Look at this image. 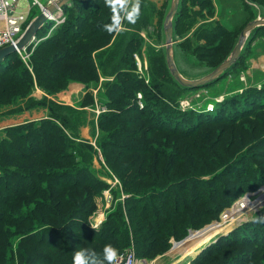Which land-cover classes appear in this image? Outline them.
<instances>
[{
	"label": "rangeland",
	"instance_id": "374dc122",
	"mask_svg": "<svg viewBox=\"0 0 264 264\" xmlns=\"http://www.w3.org/2000/svg\"><path fill=\"white\" fill-rule=\"evenodd\" d=\"M55 1L21 0L20 12L27 20L23 30L26 31L37 17L48 11L44 3L53 4ZM146 1L155 5L157 13L153 24L140 31L143 47L128 53L126 60L121 61L124 76H103L96 71L98 77L94 78L92 70H83L87 77L95 80L74 79L65 89L50 95L43 88L35 87L30 95L0 108V137L7 136V128L54 119L52 114L55 113L62 119H70V126L76 127L73 148L82 149L91 163L89 176L93 183L101 182L103 187L99 194L88 200L89 204L86 199L90 195L75 189L64 190L63 198L73 202L75 215L80 210L88 214L86 223L96 231L110 218L118 219L117 223H110L123 233L118 241L123 244L119 247L116 243L113 245L118 254L132 250L139 263L144 264H193L201 255L197 264H264V224L253 223L254 217L264 214V30L252 40L247 38L239 63L217 82L179 95L164 73V63H167L165 19L163 21L161 17L164 12L167 16L173 0ZM213 1L215 20L224 13L220 21L230 29L229 19L234 14L232 7L237 5L242 10V2ZM245 1L256 11L252 21L264 17L261 14L264 8L250 0ZM67 5L69 9L61 8L57 21H44L22 51V56L15 52L21 61L18 65L25 66L31 73L34 68L46 67L51 59L48 46L58 41L55 37L61 34L65 25L70 26L71 32H83L97 22L90 14L91 6L85 8L74 1ZM117 34L109 36L107 46L99 38L94 40L97 49L76 45L82 48L78 57H83L87 63L91 57L97 63V53L102 49L111 50ZM184 39L174 33L173 52L178 66L192 74L183 75L188 80L209 75L234 51L227 49L223 53L222 49H197L192 54L191 49L179 46ZM148 46L155 48L158 65L166 75L155 83L150 77ZM214 55L217 61L218 56L223 55V60L218 61L219 66L215 69L207 68L205 63L214 61L210 58ZM72 68L77 71L80 67ZM77 72L78 75L82 73L81 70ZM127 76L144 84L150 95L147 97L143 92L127 89L126 86L130 85L124 78ZM71 84L84 86L72 96L70 104H65L57 95ZM154 84L159 85L163 94L156 93ZM114 91L119 94H113ZM44 99L46 101L40 103ZM54 104L66 105L81 113L79 119H76L77 114L70 116L66 108L56 109ZM166 106L174 110L173 117L168 118L161 111ZM113 113L122 118L112 122L110 115ZM155 116L161 121L156 123ZM60 118L54 120L59 127ZM101 119H104V126L100 125ZM64 133L71 136L69 131L64 130ZM85 161L78 160L77 163L82 165ZM67 171V177H70L75 168H62L61 173ZM141 172L150 176L144 179L135 176ZM153 172L156 174L152 175ZM132 177L136 180L130 183ZM39 187L49 190L46 182ZM163 195L186 200L191 206L184 214L186 222L180 225V238L170 228H151L148 221L140 220L141 214L135 213V210L141 213L143 205L150 207L160 203ZM36 197L39 202H46L44 195ZM246 202L252 205L247 208ZM30 207L34 208V205ZM68 210L72 211L71 208ZM11 215L19 216L17 212ZM81 217L76 215V218ZM213 229L216 234L186 257L190 246L209 232L212 234L210 230ZM196 235L200 238H194Z\"/></svg>",
	"mask_w": 264,
	"mask_h": 264
},
{
	"label": "trees",
	"instance_id": "16d2710c",
	"mask_svg": "<svg viewBox=\"0 0 264 264\" xmlns=\"http://www.w3.org/2000/svg\"><path fill=\"white\" fill-rule=\"evenodd\" d=\"M240 1L243 9L240 10L239 6L232 5L234 14L229 19L230 29H227L220 21L225 16L224 13H221L219 20H215L216 8L213 0H181L173 21L174 33L185 38L179 46L182 49H191L192 54L197 49H222L223 53L227 52V49H234L243 28L257 15L247 1ZM250 1L264 8V0ZM74 2L82 4L85 8L91 6L90 14L97 22L91 24L88 31L83 32H71L70 26L65 25L61 34L55 37L58 41L48 46L51 53L49 64L46 67L34 68L32 73H35V76L25 66L18 65L21 61L16 53L1 62L0 108L10 105L12 101L17 102L25 98L35 87L43 88L50 95L65 89L74 79L92 82L98 77L96 71L101 72L103 76H124L121 61L126 60L128 53H134L143 47L144 39L140 31L153 24L154 15L157 13L152 2L141 0V14L137 22L134 25L124 22L125 31L117 34L112 42L111 50L99 49L101 51L97 53V63L91 57L87 63L83 57H78L82 54V48L76 45H86L88 49L93 50L97 46L94 40L99 38L102 44L107 46L110 43L111 34L103 30V25L111 22L112 12L105 5L104 0H75ZM63 9L66 11L69 6L66 4ZM164 13L161 17L163 21L166 17ZM261 14L264 16V12ZM263 30L264 26L256 28L248 38L254 39ZM147 49L150 77L153 83L159 82L167 75V80L174 84L179 95L192 89L183 88L178 84L171 75L167 63L166 65L164 63L165 75L158 65L155 48L148 46ZM222 56H218V61L223 60ZM210 58L214 61L209 63L210 65L205 63V66L215 69L219 66L217 57L214 55ZM239 59L234 65L239 63ZM176 65L182 75H192L183 67L182 70L177 63ZM72 67H80L77 71L81 70L82 73L78 75ZM83 70L87 72L92 70L94 78L87 77ZM124 78L130 82V85L126 86L127 89L132 92H143L147 97L150 95V90L140 81L131 76ZM217 80L201 87L212 85ZM158 88L159 85H156V93L161 92ZM161 93L163 94V91ZM113 94H119V92L114 91ZM45 101L46 99L40 103ZM54 105L56 109L66 108L70 116L77 114L76 119H79L81 113L71 107ZM163 108L161 111L167 114L168 118L174 116L172 108L170 109L169 106ZM52 117L54 119L7 128L5 130L7 136L0 137V169L2 171L0 174V264H73L74 252L81 248L92 249L97 254H102L107 244L113 246L116 243L117 247L123 244L122 241L118 242L123 233L118 231L116 225L111 226L118 222L117 218H110L107 224L105 223L96 231L86 223L88 214L80 210L77 214L83 217L76 218L75 205L73 202L64 200V190L75 189L90 195L86 199V204H89L88 200L101 192L103 184L93 183L92 177L89 176L90 161L81 148H73L76 127L70 126L72 124L70 119H62L56 113L52 114ZM59 118L63 129L55 124L54 120L58 121ZM117 118L121 119L122 116L116 113L110 115L112 122ZM160 121L155 116V122ZM104 124V119H101L100 125L104 126ZM64 130L69 131L71 136L63 134ZM78 160L86 161L78 165ZM71 167L75 168L74 175L72 173L70 177H67L69 171L66 174L61 173L62 168ZM154 174L156 173L153 172L152 175ZM135 176L144 179L150 175L141 172ZM135 180V177H132L130 183ZM45 182L49 185V190L39 187ZM39 194L45 196L46 202L37 200L36 196ZM162 198L163 201L160 203L150 207L143 205L141 213L138 210H135V213L141 214L140 220L148 221L151 228H170L175 231L177 238H180L181 235L178 233L181 229L180 225L186 222L184 214L191 209V206L186 200L172 199L170 195H163ZM81 203L84 202L81 201ZM31 205H34V208H31ZM15 212L19 214L18 217L11 215ZM111 222L113 223L110 224ZM169 223L173 225L170 226ZM202 256L198 257L193 264L199 263Z\"/></svg>",
	"mask_w": 264,
	"mask_h": 264
},
{
	"label": "water",
	"instance_id": "95a60500",
	"mask_svg": "<svg viewBox=\"0 0 264 264\" xmlns=\"http://www.w3.org/2000/svg\"><path fill=\"white\" fill-rule=\"evenodd\" d=\"M70 1H75V0H57L54 5L45 4V3L43 5L44 8L47 9L49 12H55L57 6L58 8H62ZM180 2L181 0H173L170 11L167 14L164 21L163 29L165 35L167 65L169 71L171 72V75L178 82L180 86H182L183 88H198L219 79L232 65H234L238 61L239 57L241 56L243 47L246 43V40L251 34V32L258 27L264 26V17L251 21L243 28V30L240 33L239 41L236 47L234 48L232 55L219 67H217L212 73L197 80H188L179 71L175 62V57L173 52V43H174L173 19L177 14ZM45 18L46 16L44 15V13H42L29 25L23 37L21 38L20 42L17 44L18 47L24 48L29 43V41L32 39L35 33H37L41 25L46 20ZM14 53H15V48L13 46H8L0 49V63L6 60L11 54ZM140 264H144V263H140Z\"/></svg>",
	"mask_w": 264,
	"mask_h": 264
},
{
	"label": "clouds",
	"instance_id": "9594fccd",
	"mask_svg": "<svg viewBox=\"0 0 264 264\" xmlns=\"http://www.w3.org/2000/svg\"><path fill=\"white\" fill-rule=\"evenodd\" d=\"M112 12L111 22L103 25L109 34L125 31L124 22L135 24L141 14V0H104ZM253 223L264 224V214L253 218ZM94 229V227L92 226ZM118 249L111 244L104 246L102 254L92 249L81 248L74 252L73 264H116Z\"/></svg>",
	"mask_w": 264,
	"mask_h": 264
},
{
	"label": "built area",
	"instance_id": "2783aa9c",
	"mask_svg": "<svg viewBox=\"0 0 264 264\" xmlns=\"http://www.w3.org/2000/svg\"><path fill=\"white\" fill-rule=\"evenodd\" d=\"M20 3L21 0H0V20H2L4 23L3 28H0V49L13 46L15 48V52L22 56V51L27 47L28 44L24 48H19L17 45L25 33L23 26L27 21L26 16L20 12ZM57 9L59 10V8ZM60 12L56 13L55 18H59ZM43 13L44 15H47L45 12ZM33 38L34 37H32V39ZM116 264L140 263L137 260L134 251L129 250L118 254Z\"/></svg>",
	"mask_w": 264,
	"mask_h": 264
},
{
	"label": "bare ground",
	"instance_id": "6f19581e",
	"mask_svg": "<svg viewBox=\"0 0 264 264\" xmlns=\"http://www.w3.org/2000/svg\"><path fill=\"white\" fill-rule=\"evenodd\" d=\"M56 3V1L53 3V5ZM57 8H58V6H57ZM63 8V7H62ZM59 10L61 11L62 9L61 8H59ZM59 10H57L56 9V11L55 12H49V11H46V14L47 15H45L46 16V20L48 19V20H55L56 21V19H57V17L55 18V15H56V13H58V12H60ZM20 48V47H19ZM256 202V201H255ZM246 205H245V207H250L252 204H250L249 202H246L245 203ZM254 204V203H253ZM253 207V206H252ZM211 231V233L212 234H206L205 236H203L202 238H200V237H198V235H196V236H194V238H200V239H198L197 241H195V243L192 245V246H190V247H192V248H190V250H188L186 253H185V256L186 257H189L188 255H190V253L192 252V251H197V249L200 247V245H203V244H205V243H207L206 241L210 238V237H212L214 234H216V230L215 229H213V230H210ZM193 238V239H194ZM192 240V239H191ZM188 244H186V246H187ZM185 246V245H184ZM184 256V257H185Z\"/></svg>",
	"mask_w": 264,
	"mask_h": 264
},
{
	"label": "crops",
	"instance_id": "0c3cea01",
	"mask_svg": "<svg viewBox=\"0 0 264 264\" xmlns=\"http://www.w3.org/2000/svg\"><path fill=\"white\" fill-rule=\"evenodd\" d=\"M21 9H22V7H21ZM3 26H4V23L2 20H0V28H3ZM83 86L84 85H82V84H71L70 87L66 91L60 93L57 96L61 100V102L65 103V104H70L71 100H72L71 99L72 96L79 93L80 90L83 88ZM40 94L43 95L42 92H40ZM4 122L5 121H3L2 124H4Z\"/></svg>",
	"mask_w": 264,
	"mask_h": 264
}]
</instances>
